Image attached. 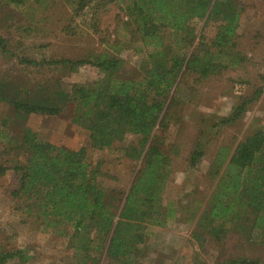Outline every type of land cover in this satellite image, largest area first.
<instances>
[{
  "label": "rangeland",
  "instance_id": "374dc122",
  "mask_svg": "<svg viewBox=\"0 0 264 264\" xmlns=\"http://www.w3.org/2000/svg\"><path fill=\"white\" fill-rule=\"evenodd\" d=\"M44 1L19 4L0 0V40L5 48L0 47V86L5 84L14 91L12 94L28 91L29 96L45 99L57 90L69 92L73 85H91L101 77L97 68L53 66L49 62L87 60L100 54L120 58L124 61L122 74L137 78L145 48L132 34L133 26H126L127 16L120 5L108 4L99 11L91 3L76 12L71 0ZM230 1L240 18L231 53L235 64L205 79L182 69L164 104L163 126L155 128L154 140L151 136L144 148L145 152L153 142L169 158L163 205L173 209L174 217L163 226L148 229L134 264H216L239 258L264 263L260 231H255L250 240L233 231L223 233L217 242L209 234L211 225L199 224L218 179L209 176L210 167L219 166L222 172L237 144L264 128V0ZM221 23L222 14L215 11L208 19L193 20L196 38L183 52L189 55L201 42H212ZM257 90L263 93L237 121L218 126L240 104V98H249ZM24 129L56 146L75 151L87 148L104 200L111 212L121 207L142 167L144 152L139 158L132 156L133 149L142 152L138 146L141 137L126 134L111 148L92 149L88 130L72 123L71 106L57 116L28 115L20 119L14 116L11 104L0 101L1 168H12L23 160L24 148L15 139ZM198 144L204 155L191 168L190 156ZM15 181L11 170L0 176V249L22 251L26 261L14 259L5 264H117L104 255H96L99 263L86 260L80 239L73 238V231L64 223L47 227L38 220L23 222L24 216L14 209L10 196ZM197 234L199 238L194 237Z\"/></svg>",
  "mask_w": 264,
  "mask_h": 264
},
{
  "label": "trees",
  "instance_id": "16d2710c",
  "mask_svg": "<svg viewBox=\"0 0 264 264\" xmlns=\"http://www.w3.org/2000/svg\"><path fill=\"white\" fill-rule=\"evenodd\" d=\"M25 1L15 0L19 4ZM91 3L99 11L115 3L126 14V26H133L132 34L138 36L145 48L137 78L122 74L124 61L108 54L87 60H51L49 64L53 66H93L101 77L91 85H73L69 92L54 91L45 99L29 96L28 91L12 94L14 91L1 84L0 101L11 104L14 116L20 119L28 115L57 116L71 106L72 123L88 130V144L92 149L111 148L126 134L136 135L141 137L138 146L142 152L133 149L132 156L139 158L155 128L163 126L164 104L182 69L205 79L235 64L231 53L236 46L239 10L230 0L70 1L76 12ZM213 11L222 14V23L212 42H201L189 55L183 52L196 38L193 20L208 19ZM0 47L5 49L3 40ZM262 93L257 90L249 98H240V104L218 126L237 121ZM15 140L24 148L23 160L12 168L0 167V176L11 170L16 179L10 191L14 209L23 214V222L38 220L47 227L66 224L74 233L72 237L80 239L86 260L99 263L96 255H104L117 264H134L148 229L163 226L174 217L173 209L163 205L169 158L153 142L144 152L142 167L121 207L111 212L104 200L105 193L95 180L87 148L75 151L56 146L38 139L30 129L22 130ZM203 155V148L198 144L191 153L190 167L194 168ZM209 176L218 179L210 195L208 211L203 212L199 224H210L209 234L217 242L223 233L231 231L250 240L257 230L264 241V128L237 144L222 172L219 166L212 165ZM89 254L95 255L94 258ZM14 259L20 263L26 261L22 251L0 249V264ZM216 264L264 263L239 258Z\"/></svg>",
  "mask_w": 264,
  "mask_h": 264
}]
</instances>
